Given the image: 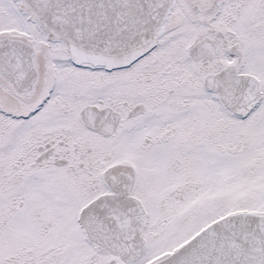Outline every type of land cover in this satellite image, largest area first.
<instances>
[{"label": "snow or ice", "instance_id": "1", "mask_svg": "<svg viewBox=\"0 0 264 264\" xmlns=\"http://www.w3.org/2000/svg\"><path fill=\"white\" fill-rule=\"evenodd\" d=\"M0 264H264V0H0Z\"/></svg>", "mask_w": 264, "mask_h": 264}]
</instances>
